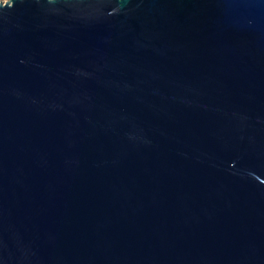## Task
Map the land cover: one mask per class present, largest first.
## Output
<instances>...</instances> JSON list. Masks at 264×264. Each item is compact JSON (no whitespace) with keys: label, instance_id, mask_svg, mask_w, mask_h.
<instances>
[{"label":"water","instance_id":"1","mask_svg":"<svg viewBox=\"0 0 264 264\" xmlns=\"http://www.w3.org/2000/svg\"><path fill=\"white\" fill-rule=\"evenodd\" d=\"M0 264H264V0L0 1Z\"/></svg>","mask_w":264,"mask_h":264},{"label":"rangeland","instance_id":"2","mask_svg":"<svg viewBox=\"0 0 264 264\" xmlns=\"http://www.w3.org/2000/svg\"><path fill=\"white\" fill-rule=\"evenodd\" d=\"M0 1H2V2H6V1H8V0H0Z\"/></svg>","mask_w":264,"mask_h":264}]
</instances>
